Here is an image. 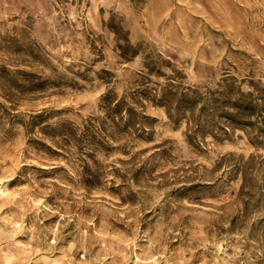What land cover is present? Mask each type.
I'll use <instances>...</instances> for the list:
<instances>
[{
	"label": "rangeland",
	"instance_id": "rangeland-1",
	"mask_svg": "<svg viewBox=\"0 0 264 264\" xmlns=\"http://www.w3.org/2000/svg\"><path fill=\"white\" fill-rule=\"evenodd\" d=\"M0 264H264V0H0Z\"/></svg>",
	"mask_w": 264,
	"mask_h": 264
}]
</instances>
